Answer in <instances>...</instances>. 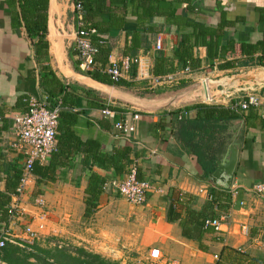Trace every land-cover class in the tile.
Instances as JSON below:
<instances>
[{
  "label": "crops",
  "instance_id": "1",
  "mask_svg": "<svg viewBox=\"0 0 264 264\" xmlns=\"http://www.w3.org/2000/svg\"><path fill=\"white\" fill-rule=\"evenodd\" d=\"M193 2L197 6L196 19L205 24L214 25L220 18L221 11L225 19L233 21L226 31L234 41H255L264 32V0ZM55 4L51 11V20L53 27L59 31L58 37L54 38V44L61 49L58 51L60 58L55 57L46 34L49 44L47 67L53 71L61 85L70 86L68 92L74 96L70 97L74 101L70 104L65 99V107L74 112H85L79 114L77 121L71 126L74 133L81 140H97L104 151H110L116 146H129L131 150L123 171L106 169L95 164L88 166L81 152H61V156L57 157L64 164L57 166L54 179H44L34 187L37 192L35 195H42L44 200L42 210L45 230L39 233L43 236L53 234L54 237L69 238L119 264H124L134 253L146 255L151 248L158 249L160 264H216L217 257L214 258V255L217 256L222 246L249 251L256 256V264H264V190L257 193L251 189L254 183H264V117L256 115L252 110L245 119L244 116L249 114L248 109L238 111L243 125L235 124L237 130L232 135V142H239V146L234 174L226 189L229 196L225 200L219 190L225 188L213 184L215 191H218V199L217 204L212 203L210 208L208 183L202 178L195 157L173 135L175 112L177 117L181 111L175 110L181 107L143 111L105 97L92 88L96 82L90 78H76L75 73L83 74V71L78 67L73 49L74 34L71 29L74 30L75 14L72 3L71 0H55ZM133 19V16L125 15V20ZM151 21L155 25H162V32L156 34L147 49L138 47L130 55L137 56L139 64L131 65L127 73L122 75L121 79L129 86L117 85L138 94L153 87L149 81L139 76V72L148 68L155 45L168 56L176 41L174 27L167 25L163 17H153ZM107 35L110 44L107 60L113 56L124 55L122 50L127 38L124 32L112 29ZM194 55L201 60L204 67L207 66L204 63V47H196ZM73 61L77 63L78 69L74 68ZM39 72L40 66L33 57L28 40L21 28L18 31L12 29L9 15L4 11V4L0 0V191L11 188L14 171L20 172L21 155L10 145L15 138L11 118L25 111V95L43 97L44 89L38 84ZM181 74L177 83L183 81L187 85L198 79H208L214 81L210 85L212 91L219 90L217 87L220 86L219 91L223 89V93L211 103L228 105L248 92L258 95L264 103V65L248 64L235 69H220L215 66L209 71H189ZM93 97L100 99L102 104L107 100L114 104L117 110L111 115L112 119L101 116L99 108L87 106V102ZM254 107L260 109V106ZM185 111L188 118L196 114L194 108ZM134 112L138 113L134 130L127 134L117 133L112 123L121 117L129 118ZM67 147L63 146V150L66 151ZM47 161L48 159L44 164ZM132 164L136 166L137 176L148 179L153 185L154 189L147 193L145 202L131 205L106 185L99 195L97 208L84 216V188L88 175L94 172L106 183L110 179L121 178ZM33 182L32 175V181L26 189L30 190L34 186ZM204 187L207 195L198 191ZM171 189L177 190L190 208L196 211L204 208L207 216L219 218V230L204 231L200 238L204 250L198 248L197 240L181 235L177 221L166 220ZM19 204L25 217L10 225L12 236L21 231L22 225L29 218L33 219L30 223L32 228H36L37 224L35 209L29 207L24 195L20 196Z\"/></svg>",
  "mask_w": 264,
  "mask_h": 264
},
{
  "label": "trees",
  "instance_id": "2",
  "mask_svg": "<svg viewBox=\"0 0 264 264\" xmlns=\"http://www.w3.org/2000/svg\"><path fill=\"white\" fill-rule=\"evenodd\" d=\"M48 0H2L4 11L9 15L10 26L13 30L23 31L28 40L36 63L40 66L38 84L44 89L42 100L48 107L59 102L60 109L56 125V151L48 157L47 163H33L31 173L34 176V186H38L42 180H53L57 166L64 161L57 156L61 152H81L85 164H93L103 168L123 171L128 163L131 148L129 146L112 147L110 151H104L100 143L95 139H79L71 126L77 121L79 114L84 111H71L66 108L65 99L73 104L72 96L68 92L70 86L61 85L53 71L47 67L48 41L46 38V8ZM79 3V21L83 29H94L91 39L97 46L92 66L83 71V74L100 83L125 86L129 84L122 79L113 82L102 71L107 64L110 44L108 32L112 29L122 30L126 38L122 53L133 55L138 47L147 49L156 34L162 32V25L152 23L153 17H163L167 25L174 27L176 41L168 56L161 50H155L150 59L148 71L153 76H160L175 69L188 66L189 71H209L217 66L220 69L238 68L248 64L264 65V32L255 41L237 42L228 35L226 28L233 21L225 19L224 13L214 25L205 24L196 19L197 6L193 0H71L72 4ZM176 11V12H175ZM125 15L133 16V20H125ZM74 21V23H75ZM150 35V36H149ZM101 40L98 43L97 40ZM202 46L205 49L204 63L194 55V49ZM74 68L78 69L77 63L73 61ZM180 82L172 88L185 85ZM161 91L160 88L145 89L140 93ZM27 95L23 97L25 101ZM233 102V101H232ZM230 102V103H232ZM100 99L92 98L87 102L88 107H102ZM194 108L196 114L192 118L187 115L179 119L174 116L173 135L181 146L192 154L198 163L202 178L208 183L209 207L218 199V191L214 185L207 180V174L215 166V160L224 152L228 143L231 142L232 134L228 130L233 125L232 120L240 118L238 111H234L228 105L218 102H197L185 105L178 110ZM112 110L117 108L111 107ZM245 119L252 113L261 115L260 109L249 105ZM112 119V117H106ZM113 126V123H112ZM114 128V127H113ZM119 134H124L118 132ZM62 146V147H61ZM63 146H68L63 150ZM64 156V155H63ZM19 171H14L11 188L0 191V223L7 224V205L10 195L14 191L19 178ZM138 177V176H137ZM139 178V177H138ZM103 179L91 172L87 177L84 188V211L88 216L98 206L99 195L102 192ZM221 195L226 200L229 191L220 189ZM217 204V202H216ZM207 218L205 210L196 211L186 205L179 196L177 190L171 189L168 195L166 207V220L177 221L180 233L183 237L197 240L199 249L205 247L200 242L204 231L213 230L211 227L203 228V221ZM256 256L249 251L222 246L217 254L216 264H256ZM0 264H119L115 260L107 259L82 246H69L63 240L51 236L41 242L33 241L31 244L17 240H5L0 246Z\"/></svg>",
  "mask_w": 264,
  "mask_h": 264
},
{
  "label": "built area",
  "instance_id": "3",
  "mask_svg": "<svg viewBox=\"0 0 264 264\" xmlns=\"http://www.w3.org/2000/svg\"><path fill=\"white\" fill-rule=\"evenodd\" d=\"M72 9L79 11V3L71 4ZM94 34V29H83L79 21V14L76 15L74 24L73 49L78 60V67L85 71L92 66L94 54L97 51L96 44L93 43L91 35ZM98 43L102 41L97 40ZM159 46L155 45L154 50H158ZM139 59L137 56L120 55L109 58L107 64L102 71L113 82H117L122 78V75L127 73L131 65L138 66ZM149 67V66H148ZM188 66H184L181 72L174 71L160 76H153L149 73L148 68H143L139 72V76L149 81L152 85H175L181 78V73H188ZM26 108L21 114H15L11 118V128L14 135V140L11 142V147L21 155V166L19 178L10 196V202L7 205V224L0 227V246L5 240L11 241L9 238L10 225L24 214L23 208L19 204L20 196L23 195L24 189L32 181V165L33 163L43 164L51 153L56 151V125L57 116L60 109L59 102L48 107L41 97L35 95H27L25 99ZM249 105L260 106L261 116L264 117V103L253 92H248L243 97H239L228 106L234 111H240L247 108ZM114 104L107 100L99 108V114L103 117H111L115 110H112ZM186 115V111H179L177 118ZM138 118V113L134 112L129 118L121 117L113 122V127L118 132L127 134L134 130V121ZM136 166L130 165L124 175L118 179H110L104 186L112 187L118 195L123 197L131 205H141L146 200L147 193L154 189L153 185L146 178H138ZM251 189L257 193L264 190V183L257 182L251 186ZM199 192H204L206 189L200 188ZM33 205L37 208L44 206L42 195L37 194L33 199ZM40 216V217H38ZM38 221L36 228H32L29 224L23 226V241L31 244L38 237V233L43 228V215H37ZM42 220V221H41ZM219 218H207L203 221L202 227H211L213 230H219ZM246 228V227H245ZM20 242V241H19ZM217 256L214 255V258ZM145 264H160V254L157 248L148 250Z\"/></svg>",
  "mask_w": 264,
  "mask_h": 264
},
{
  "label": "water",
  "instance_id": "4",
  "mask_svg": "<svg viewBox=\"0 0 264 264\" xmlns=\"http://www.w3.org/2000/svg\"><path fill=\"white\" fill-rule=\"evenodd\" d=\"M50 7L51 0H48L46 8V34L49 36L51 25V27L59 35V31H57V29L52 25ZM72 30L73 29H71V32L74 34V30ZM61 33L65 35L64 31H61ZM75 77L79 79L90 78L82 73H75ZM95 82L96 85L92 88L105 97L122 102L143 111H156L173 107H183L185 105L197 102L213 101L214 98L223 93V89H221V91H212L210 89V85L214 84V81L208 79H198L187 85L167 91L143 94L135 93L131 90L118 87L117 85L100 83L98 81ZM232 123L233 125L230 126L228 130L234 136L237 130L235 124L240 123L243 125V119L236 118L232 120ZM232 141L233 140L231 137V142L226 145L224 152L216 158L214 169L207 174V180L211 184H217V186L225 189L229 187L234 174L237 150L239 146V142Z\"/></svg>",
  "mask_w": 264,
  "mask_h": 264
},
{
  "label": "rangeland",
  "instance_id": "5",
  "mask_svg": "<svg viewBox=\"0 0 264 264\" xmlns=\"http://www.w3.org/2000/svg\"><path fill=\"white\" fill-rule=\"evenodd\" d=\"M69 1V0H68ZM233 74V73H232ZM234 75V74H233ZM232 75V76H233ZM179 83H176L175 85H178ZM174 85H153V87H151L150 88V90L151 89H156V88H160V90L161 91H167V90H171V89H174V88H172ZM219 90H220V86H218L217 87ZM161 91H152V92H150V93H158V92H161ZM204 103H211V101H205ZM34 183V182H33ZM34 185V184H33ZM35 186H33L30 190H28V189H24V198H25V200L27 201V203L29 202V207L31 206L32 208H34L35 209V212L34 213H36L35 214V217H36V220L38 221V218H37V215H40L41 214V216L43 215V210H42V208H43V206L42 207H40V208H37V207H35L34 205H33V199H34V197L36 196L35 194L37 193L36 192V190H35V188H34ZM109 188H112V187H110L109 186ZM113 189V188H112ZM113 191L115 192V190L113 189ZM112 191V192H113ZM28 207V208H29ZM30 207V208H31ZM31 208V209H32ZM25 217V215L23 214L22 215V218H24ZM38 217H40V216H38ZM44 219V218H43ZM32 218H29L28 220H27V223L26 224H29L30 226H31V222H32ZM18 221V220H17ZM26 221V220H25ZM24 221V222H25ZM42 221V220H41ZM16 222V221H15ZM23 226L24 225H22V229H21V231H19V233H14V236H12V235H10L9 236V238L12 240H17V241H23L22 239V237L24 236L23 235ZM33 227V226H32ZM45 227L43 226V228L40 230L41 232L40 233H43V231L45 230L44 229ZM40 233H38V238L36 239V240H34V241H38V242H41L42 243V241L44 240V239H46V238H48V237H50V236H52V235H44L43 236V234H40ZM56 236V235H55ZM57 237H59V236H57ZM58 239H60V240H63L64 242H66V244L67 245H73V246H82V247H84L85 249H88V250H90V248L87 246V245H82V244H80V243H77L76 241H73V240H70L69 238H63V237H59ZM91 251V250H90ZM100 255V254H99ZM145 254L144 253H142V254H140V253H134L132 256H130L131 258H129L128 260H126V262L124 263V264H145L146 263V260H145ZM108 259V258H107ZM119 263V262H118Z\"/></svg>",
  "mask_w": 264,
  "mask_h": 264
},
{
  "label": "bare ground",
  "instance_id": "6",
  "mask_svg": "<svg viewBox=\"0 0 264 264\" xmlns=\"http://www.w3.org/2000/svg\"><path fill=\"white\" fill-rule=\"evenodd\" d=\"M55 0H51V7H50V11H52V10H54V8H55ZM55 37H58V34H57V32L51 27V25H50V32H49V39H50V42H51V45H52V47H53V49H54V53H55V57L57 58V59H59L60 58V55H59V53H58V51H60L61 49H60V47H59V49L55 46V44H54V38Z\"/></svg>",
  "mask_w": 264,
  "mask_h": 264
}]
</instances>
